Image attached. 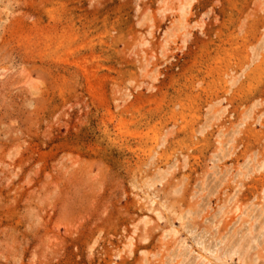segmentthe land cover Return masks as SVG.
<instances>
[{"label":"rangeland","instance_id":"1","mask_svg":"<svg viewBox=\"0 0 264 264\" xmlns=\"http://www.w3.org/2000/svg\"><path fill=\"white\" fill-rule=\"evenodd\" d=\"M0 264H264V0H0Z\"/></svg>","mask_w":264,"mask_h":264},{"label":"bare ground","instance_id":"2","mask_svg":"<svg viewBox=\"0 0 264 264\" xmlns=\"http://www.w3.org/2000/svg\"><path fill=\"white\" fill-rule=\"evenodd\" d=\"M261 166V165H260ZM237 208V207H236Z\"/></svg>","mask_w":264,"mask_h":264}]
</instances>
